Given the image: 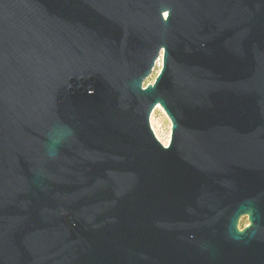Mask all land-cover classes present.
I'll return each mask as SVG.
<instances>
[{"label":"water","instance_id":"obj_1","mask_svg":"<svg viewBox=\"0 0 264 264\" xmlns=\"http://www.w3.org/2000/svg\"><path fill=\"white\" fill-rule=\"evenodd\" d=\"M0 264H264V0H0Z\"/></svg>","mask_w":264,"mask_h":264},{"label":"rangeland","instance_id":"obj_2","mask_svg":"<svg viewBox=\"0 0 264 264\" xmlns=\"http://www.w3.org/2000/svg\"><path fill=\"white\" fill-rule=\"evenodd\" d=\"M161 66V59H159L152 71L151 75L145 80L144 85L152 83ZM151 128L157 139L163 144L167 145L170 138L171 123L162 108L155 107L150 116ZM246 219H242V223H246Z\"/></svg>","mask_w":264,"mask_h":264},{"label":"flooded vegetation","instance_id":"obj_3","mask_svg":"<svg viewBox=\"0 0 264 264\" xmlns=\"http://www.w3.org/2000/svg\"><path fill=\"white\" fill-rule=\"evenodd\" d=\"M44 80V79H43ZM44 82V81H43ZM246 219V217H241L240 219H239V222H238V227L241 229V228H243L246 224H247V222L246 223H242V219ZM247 221V220H246Z\"/></svg>","mask_w":264,"mask_h":264}]
</instances>
